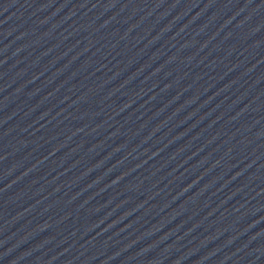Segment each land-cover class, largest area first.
Masks as SVG:
<instances>
[{"label":"water","instance_id":"water-1","mask_svg":"<svg viewBox=\"0 0 264 264\" xmlns=\"http://www.w3.org/2000/svg\"><path fill=\"white\" fill-rule=\"evenodd\" d=\"M0 264H264V0H0Z\"/></svg>","mask_w":264,"mask_h":264}]
</instances>
